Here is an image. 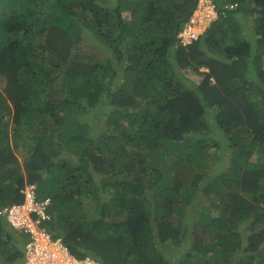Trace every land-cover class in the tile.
I'll use <instances>...</instances> for the list:
<instances>
[{"label":"trees","instance_id":"1","mask_svg":"<svg viewBox=\"0 0 264 264\" xmlns=\"http://www.w3.org/2000/svg\"><path fill=\"white\" fill-rule=\"evenodd\" d=\"M211 1L182 46L198 0H0V208L36 185L99 264H264V0Z\"/></svg>","mask_w":264,"mask_h":264},{"label":"built area","instance_id":"2","mask_svg":"<svg viewBox=\"0 0 264 264\" xmlns=\"http://www.w3.org/2000/svg\"><path fill=\"white\" fill-rule=\"evenodd\" d=\"M235 7L236 4L232 3H227L224 6L227 10L234 9ZM221 14L224 13L222 12ZM218 15L219 12L216 10L211 0H198L195 12L177 35L179 43L185 46L196 40L199 33H201L210 22L217 19ZM204 21H208V24H205ZM21 193L24 196V202L22 204H13L9 207L2 208L0 210V215L10 220V223L19 230L24 229L35 233L34 228L40 227L41 220L48 216L46 213V206L49 201H36L35 188L32 185L26 186ZM33 218H35V220ZM40 231L43 238L47 237V241L43 242V244H37L38 239L35 238L37 246H29V264H94L89 259H74L59 240L50 242L48 235L44 234L42 230Z\"/></svg>","mask_w":264,"mask_h":264},{"label":"clouds","instance_id":"3","mask_svg":"<svg viewBox=\"0 0 264 264\" xmlns=\"http://www.w3.org/2000/svg\"><path fill=\"white\" fill-rule=\"evenodd\" d=\"M228 3H230V2H228ZM232 4H236V3H232ZM236 6H237V4H236ZM197 8V7H196ZM236 8V7H235ZM195 10L196 9H194V11L192 12V14L195 12ZM232 10V9H231ZM192 16V15H191ZM216 20V19H215ZM214 20V21H215ZM189 21V20H188ZM211 23V22H210ZM210 23L205 27V29H207L208 28V26L210 25ZM187 24V23H186ZM185 24V25H186ZM184 25V26H185ZM184 26L182 27V29L184 28ZM181 29V30H182ZM205 29L201 32V33H199V35H198V38L203 34V32L205 31ZM181 30L179 31V32H181ZM178 35V34H177ZM176 38L178 39V37L176 36ZM197 38V39H198ZM196 39V40H197ZM179 40V39H178ZM196 40H194V41H196ZM193 42V41H192ZM191 42V43H192ZM188 45V44H187ZM183 46V45H182ZM186 46V45H185ZM202 71H205L204 69H201ZM32 185V184H31ZM27 186H29V185H27ZM32 186H34V188H35V200L36 201H45V200H48L49 202H48V205L46 206V213H47V217L46 218H44L43 220H41V226L40 227H35L34 228V230H35V233H33V232H30V231H26V230H24V229H18L17 227H14V225H12L11 223H10V220H8L6 217H2L1 215H0V219L5 223V225L8 227V229H9V231H14V232H16V233H18V234H20V235H24L25 237H27V241H26V243L24 244V248H23V260H22V264H29V261H28V257H29V255H28V252H29V246H37V244H43V242H46L47 241V237H45V238H43V235L41 234V231L40 230H42V232L44 233V234H46V235H48V239H49V241L50 242H53V241H57V240H59V242L67 249V251H68V253L74 258V259H77V260H84V259H89L90 261H92L94 264H99L96 260H94V259H92V258H90V257H85V258H82V259H80V258H77V257H75V256H73L72 254H71V252L69 251V249L66 247V245L63 243V241H62V238L60 237V236H54V235H52V232L51 231H47L46 230V226H45V224L46 223H48V222H50L52 219H53V215H52V213L50 212V208H51V206H52V200L49 198V197H45V198H38L37 197V193H36V185H32ZM26 187V186H25ZM25 187L22 189V190H24L25 189ZM22 190H20V194L22 195V193H21V191ZM24 202V196L22 195V200H21V202L20 203H13V204H22ZM13 204H10V205H6V206H4V207H9V206H11V205H13ZM4 207H1L0 208V210L2 209V208H4ZM34 220H35V218H33ZM35 238H37L38 240V242H37V244L35 243ZM34 244H36V245H34Z\"/></svg>","mask_w":264,"mask_h":264},{"label":"rangeland","instance_id":"4","mask_svg":"<svg viewBox=\"0 0 264 264\" xmlns=\"http://www.w3.org/2000/svg\"><path fill=\"white\" fill-rule=\"evenodd\" d=\"M208 21H209V20H208ZM208 21H204L205 24H208ZM251 24H252V21H246V22L243 23V25L246 26V27H250ZM249 32H253V29H250ZM82 44H85V43H82ZM82 44H81V45H82ZM186 77H187L188 79H191V80H194V79H195V78H194V74H191V73H189L188 75H186ZM88 115H89V114H88ZM84 122H85V123H88V124H91V125H92V124H93V125L95 124V122L93 121V118H92L91 115L88 116V117H87V120L85 119ZM92 122H93V123H92ZM210 128H211L212 131H214L213 126H211ZM211 130H210V131H211Z\"/></svg>","mask_w":264,"mask_h":264}]
</instances>
